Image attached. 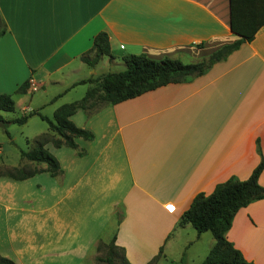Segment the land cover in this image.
Here are the masks:
<instances>
[{
    "label": "crops",
    "instance_id": "0c3cea01",
    "mask_svg": "<svg viewBox=\"0 0 264 264\" xmlns=\"http://www.w3.org/2000/svg\"><path fill=\"white\" fill-rule=\"evenodd\" d=\"M235 1L240 10L264 9V0ZM0 25V94H11L23 115L24 107L53 114L82 98L93 84L80 81L106 73L105 62L123 65L124 55L195 63L241 39L230 27V0H0ZM100 32L112 58L91 67L81 57ZM71 120L94 138L56 147L57 176H0V255L89 264L97 243L115 233L131 264L157 255L156 264H201L215 239L180 224L182 214L198 193L248 178L260 160L257 140L264 156V23L203 74ZM226 237L247 261L264 264V199L239 209Z\"/></svg>",
    "mask_w": 264,
    "mask_h": 264
},
{
    "label": "trees",
    "instance_id": "16d2710c",
    "mask_svg": "<svg viewBox=\"0 0 264 264\" xmlns=\"http://www.w3.org/2000/svg\"><path fill=\"white\" fill-rule=\"evenodd\" d=\"M263 23L264 9L260 12L240 10L236 6V1L230 0V27L232 32L240 36L241 39L222 46L207 59L195 63H183L179 59L170 57L155 60L144 54H127L121 58L125 65L124 70L106 72L96 78L81 80L80 83L89 82L93 85L82 98L58 106L51 118L38 111H32L10 120L4 119L0 114V127L5 132H7L8 124H23L33 114L48 123V131L36 136L29 149L21 151V158L31 163H45L46 167L44 169L36 166L27 168L26 164L13 167L0 166V176L24 180L41 171H47L51 176H57L61 172L59 162L45 149V145L51 143L54 147L66 146L76 149V138L84 140L94 138L92 131L77 126L71 120V116L78 110H84L90 117L107 105L136 97L169 83L185 82L199 76L206 72L214 62L224 59L243 41H250ZM2 33L3 30H0V35ZM102 56L112 58L109 39L105 32H100L93 38L90 52L83 55L81 59L93 67ZM26 88L27 83L20 85L16 92H25ZM14 110L12 95L1 93L0 112H13ZM256 143L260 160L248 178L239 180L231 177L216 185L208 194L198 193L181 216L180 224L190 223L197 233L209 231L215 239L214 245L201 264H253L247 261L241 252L228 241L226 233L239 209L254 200L264 199V186L258 182L259 175L264 169V156L261 153L259 141L257 140ZM78 153L82 154L83 151H78ZM115 241V233L109 242L100 240L95 250L97 252L103 250V254H97L95 259L104 264H131L125 257L123 248L116 245ZM157 260L158 255L147 264H156ZM0 264L17 263L0 255Z\"/></svg>",
    "mask_w": 264,
    "mask_h": 264
},
{
    "label": "rangeland",
    "instance_id": "374dc122",
    "mask_svg": "<svg viewBox=\"0 0 264 264\" xmlns=\"http://www.w3.org/2000/svg\"><path fill=\"white\" fill-rule=\"evenodd\" d=\"M1 28V25H0ZM101 68L106 72H118L125 69V65L122 64H105ZM41 92H36V95H39ZM38 100L35 99V102ZM33 109V107H31ZM36 109V108H35ZM38 112L47 115L49 118L52 117V114L49 110H41ZM3 117H20L23 114L20 110L16 108L15 112H0ZM6 131L0 127V166H21L23 163L28 165L27 168H32L35 164H28L27 160L21 158V151L29 149L33 144V139L48 131V123L45 120H42L38 115L33 114L28 117L27 121L23 124L10 123L6 126ZM45 149L54 156V153L58 151V148L52 146L51 144H46ZM55 157V156H54ZM111 237L102 239L103 242H109ZM97 254H103V250L97 252L94 250V253L89 258V264H104L95 259Z\"/></svg>",
    "mask_w": 264,
    "mask_h": 264
},
{
    "label": "built area",
    "instance_id": "2783aa9c",
    "mask_svg": "<svg viewBox=\"0 0 264 264\" xmlns=\"http://www.w3.org/2000/svg\"><path fill=\"white\" fill-rule=\"evenodd\" d=\"M28 82H29V86H30L31 90L35 91V90H37L39 88L38 84L35 81H33V79H29ZM30 112H31V109H29L28 107H24L23 108V113L24 114H27V113H30ZM172 208L173 207H170V209H172Z\"/></svg>",
    "mask_w": 264,
    "mask_h": 264
}]
</instances>
